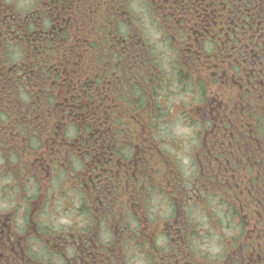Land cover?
<instances>
[{"label": "flooded vegetation", "instance_id": "af4514ba", "mask_svg": "<svg viewBox=\"0 0 264 264\" xmlns=\"http://www.w3.org/2000/svg\"><path fill=\"white\" fill-rule=\"evenodd\" d=\"M164 3L154 4L151 12L157 16ZM92 9L104 17L100 30L112 40L118 57L104 85L116 77L124 93L143 87L150 98L155 60L137 34L138 17L129 11L130 2L126 8L122 0H0V264H132L126 257L131 251L144 255V264H234L238 258L245 264H264V232H245L246 252L241 246L234 250L240 233L234 232L229 249L222 246L206 261L199 242L202 236L217 234L191 232L185 213L196 190L204 210L202 159L196 178L188 183L175 155L179 150L172 146V154L158 148L150 126L155 119L127 113L121 119L132 126L124 135L111 133L109 126L103 133L64 132L60 118L33 115L35 90H41L29 84L38 74L33 66L40 73L60 71L58 60L51 68L41 51L64 38L78 10L86 18V30ZM185 41L179 59L194 65L196 58L202 66L201 45L188 35ZM195 44L200 52L192 49ZM192 73L199 85L203 70ZM55 85L54 79L53 90L58 89ZM190 96L187 104L203 124L204 95ZM208 104L216 105L215 99ZM152 105L150 98L147 106ZM203 146L204 139L201 151ZM157 192L173 209L163 221L151 212ZM220 240L223 245L224 238Z\"/></svg>", "mask_w": 264, "mask_h": 264}, {"label": "trees", "instance_id": "16d2710c", "mask_svg": "<svg viewBox=\"0 0 264 264\" xmlns=\"http://www.w3.org/2000/svg\"><path fill=\"white\" fill-rule=\"evenodd\" d=\"M152 1L155 5L164 3L147 0L150 12L154 6ZM122 3L127 8L129 0ZM164 5L155 17L160 21L159 28L168 46L179 56V49L187 46L188 35L205 52L202 66L197 65L196 58L194 65L186 59L176 61L172 72L176 82L185 84L189 94L202 92L206 100L208 90L221 102L213 116L214 125L205 132L203 207L205 210V200L220 201V206L236 218L240 228L234 250L238 251L241 246L246 252L245 232H258L259 236L264 232V0H167ZM79 11L75 12L74 26L62 33L64 38L41 51V57H47L44 61L49 59L51 68L58 60V74L52 70L48 74L44 69L40 73L39 66H33L38 74L32 75L29 84L41 86L33 97V115L56 116L65 123V128L70 127L69 132L103 133L109 126L111 133L124 135L131 133L132 124L121 118L127 113L141 115L155 119V124L150 126L157 136L156 122L164 102L160 101L157 88H166L167 71L154 62L155 83L149 92L152 107L147 106L150 98L147 92L143 93V87L124 93L114 81L116 77L104 85L118 57L110 45L112 40L100 30L104 17L92 9L87 18L89 27L85 30L82 27L86 18ZM198 44L192 47L195 53L200 52ZM200 69L203 81L198 85L192 72L196 74ZM54 79L58 87L55 90ZM159 140L163 142L164 138ZM192 205H196V196ZM195 226L192 225L191 232H197ZM232 239H224V249H229ZM234 264L245 263L238 258Z\"/></svg>", "mask_w": 264, "mask_h": 264}, {"label": "rangeland", "instance_id": "374dc122", "mask_svg": "<svg viewBox=\"0 0 264 264\" xmlns=\"http://www.w3.org/2000/svg\"><path fill=\"white\" fill-rule=\"evenodd\" d=\"M130 1L132 11L138 17V27H135L137 34L144 43L149 45V53L155 59L156 66L159 65L163 70L167 71L166 88H157L161 95L160 101L163 100L164 102L161 103L163 107H161V113L158 117L159 120L156 122L157 136L155 135V137L157 140L164 138V141L159 145L162 151L174 154L171 150L172 146L176 150H179L175 155L182 165L185 178L189 183L196 178V175L192 174L189 166L190 164L193 165L197 160L195 154L198 155L199 153L198 159L201 157L200 147L204 128L207 131L211 124L207 122L203 126L199 117L190 114L189 109L187 110L182 107L183 101H187L192 97L184 89L185 84L176 82L172 74L175 69L176 52L168 46V41L162 35L161 30L154 24L150 16L147 15V7L144 4V0ZM175 48L177 49L178 45ZM207 50L209 49L207 48ZM212 94L208 90L205 92L206 101L207 98L213 96ZM206 115L208 116L207 109ZM191 119L195 121L193 122ZM192 170L194 172L196 171L195 164ZM154 197L155 199L150 202L151 212L154 218L160 221L168 219L173 209L166 197L160 192L154 194ZM185 213L189 220L195 218L194 225H196L195 229L197 232H209L210 234L215 232L217 234V237L210 239L207 236H202L199 243L200 247H204V255L205 253L210 255L218 254L219 249L223 246L220 244V237L222 240L223 238L228 239L234 233L230 232V230L240 232L236 218H232L231 213L220 206V201L217 199L211 198L205 200V210L203 211L188 209ZM211 249H213L211 252L206 251ZM143 256L136 255L134 251L126 255L129 260L128 262L132 264H144L146 259Z\"/></svg>", "mask_w": 264, "mask_h": 264}]
</instances>
